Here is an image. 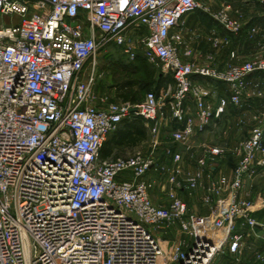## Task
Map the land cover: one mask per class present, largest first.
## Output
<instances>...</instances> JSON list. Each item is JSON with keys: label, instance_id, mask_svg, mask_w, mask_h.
Masks as SVG:
<instances>
[{"label": "built area", "instance_id": "obj_1", "mask_svg": "<svg viewBox=\"0 0 264 264\" xmlns=\"http://www.w3.org/2000/svg\"><path fill=\"white\" fill-rule=\"evenodd\" d=\"M201 6L199 0H0V264H213L223 243L234 264H251L238 255L244 229L256 225L251 213L264 208V193L248 197L245 189L264 177L262 126L236 147L238 161L228 173L213 175L224 151L205 144L190 172L170 149L167 162L153 150L100 154L109 133L134 117L153 135L169 127L173 142L187 143L228 106H239L248 77L264 71V57L222 67L183 59L180 35L171 31ZM213 19L227 31L238 29L225 13ZM111 45L160 64L174 81L168 99L153 91L139 102L95 96L103 76L98 52ZM190 54L185 46L183 55ZM205 78L227 92L203 87L198 81ZM151 173L168 185L167 206L152 199ZM199 190L206 214L180 195ZM174 226L185 237L169 246L152 230Z\"/></svg>", "mask_w": 264, "mask_h": 264}, {"label": "rangeland", "instance_id": "obj_2", "mask_svg": "<svg viewBox=\"0 0 264 264\" xmlns=\"http://www.w3.org/2000/svg\"><path fill=\"white\" fill-rule=\"evenodd\" d=\"M199 3L205 5L203 0H199ZM98 60L103 76L96 82L93 91L95 96L104 98L106 102H121L125 100L138 102L143 99L145 93L149 90L154 91L163 101H166L173 91V77L169 73H164L160 64L148 61L137 49L135 50V57L131 58L120 47L111 45L106 50L101 49L98 52ZM198 82L210 90H215L220 87L219 82L211 78L199 79ZM234 114L236 115H233L232 111H228L226 116L221 120L220 117L219 120L214 121L205 130L193 136L185 144L173 142L170 138V128H162L157 135L149 133L147 142L138 146L137 150H141L144 155H148L153 150L154 156L158 161L166 162L169 160L167 157H164L166 149L178 152L181 154L184 167L187 169V164L190 162L191 166L194 163L195 167H197L196 157L203 150L202 144L217 146L223 149L222 156H226H220L217 162L219 166L223 167H219L220 169L216 167L217 169L213 172V175L216 174V171L228 173L235 167L238 161V155L235 153L236 147L247 138L250 129L255 125L250 122L248 113L234 112ZM152 140L159 141V144L154 146ZM233 143L236 144L232 151ZM133 151L125 149L120 154L127 155ZM233 152L235 155H232ZM149 178L156 182L151 190L152 199L156 203L167 206L169 204V195L167 193L168 185L164 186V178L153 173L149 175ZM200 192L199 190L197 193L194 192L192 194L186 192L180 193L192 211H195L193 208L198 205L197 200L199 199ZM195 212L199 211L196 210ZM199 213L202 212L200 211ZM152 230L158 236V239L167 246L185 237L183 233L178 231L176 226L171 227L166 232L154 228ZM221 246L222 251L215 257L213 264H234L235 257L227 252L226 244L223 243ZM252 248L248 249L247 247V259L250 258L253 260L252 256L254 257L256 255V250ZM259 253L263 255L264 249L259 250ZM260 254L256 255V258ZM252 264H255V262Z\"/></svg>", "mask_w": 264, "mask_h": 264}, {"label": "crops", "instance_id": "obj_3", "mask_svg": "<svg viewBox=\"0 0 264 264\" xmlns=\"http://www.w3.org/2000/svg\"><path fill=\"white\" fill-rule=\"evenodd\" d=\"M203 3L205 5L184 15L171 31L180 35L182 42L180 53L185 61L222 67L229 62L242 63L256 57H264V0H203ZM220 12L236 21L238 26L236 31H227L213 19V15ZM185 46L191 51L189 56L183 55ZM232 52L235 54L234 58H231ZM247 82L241 104L228 106L220 120L228 111H232L233 115H236L234 112L248 113L251 123L264 128V71L251 74ZM219 86L221 92H227L224 84L219 83ZM235 144L232 145V151ZM135 149L137 150V147ZM234 152L232 155H235ZM190 163L187 164V169L185 168L188 172L196 169L195 164L192 163L191 166ZM216 167L223 166H219L217 162L215 169ZM207 182L208 176H205L204 184ZM245 189L250 197L263 194L264 177L258 174L253 181H247ZM197 202L198 205L193 209L208 213V208L202 204L200 196ZM251 216L256 225L254 228L244 229V246L238 256L251 264L254 262L264 264V254L259 253V250L264 249V208L253 211ZM247 247L248 249L253 247L256 250L255 254L260 256L257 258L256 255L252 256L253 260L247 259Z\"/></svg>", "mask_w": 264, "mask_h": 264}, {"label": "trees", "instance_id": "obj_4", "mask_svg": "<svg viewBox=\"0 0 264 264\" xmlns=\"http://www.w3.org/2000/svg\"><path fill=\"white\" fill-rule=\"evenodd\" d=\"M149 133V128L140 117L122 120L117 127L109 133L106 141L103 143L100 153L101 158L108 159L122 156L120 153H123L125 149L133 150L147 142Z\"/></svg>", "mask_w": 264, "mask_h": 264}]
</instances>
